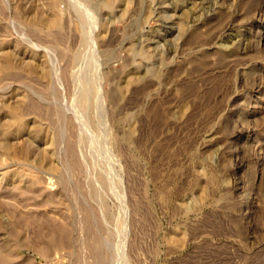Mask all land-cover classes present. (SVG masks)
Instances as JSON below:
<instances>
[{
    "label": "rangeland",
    "instance_id": "374dc122",
    "mask_svg": "<svg viewBox=\"0 0 264 264\" xmlns=\"http://www.w3.org/2000/svg\"><path fill=\"white\" fill-rule=\"evenodd\" d=\"M0 264H264V0H0Z\"/></svg>",
    "mask_w": 264,
    "mask_h": 264
},
{
    "label": "bare ground",
    "instance_id": "6f19581e",
    "mask_svg": "<svg viewBox=\"0 0 264 264\" xmlns=\"http://www.w3.org/2000/svg\"><path fill=\"white\" fill-rule=\"evenodd\" d=\"M50 20H51V19H50ZM50 20H49V21H50ZM52 20H54V19H52ZM46 21H48V20H46ZM48 23H51V22H47V24H48ZM51 24H53V21H52V23H51ZM47 26H48V25H47Z\"/></svg>",
    "mask_w": 264,
    "mask_h": 264
}]
</instances>
